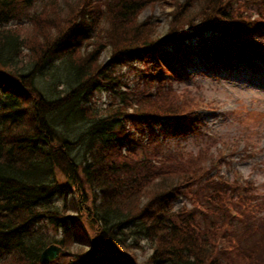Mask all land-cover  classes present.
<instances>
[{
    "label": "trees",
    "instance_id": "1",
    "mask_svg": "<svg viewBox=\"0 0 264 264\" xmlns=\"http://www.w3.org/2000/svg\"><path fill=\"white\" fill-rule=\"evenodd\" d=\"M38 1L0 0V264H40L59 228L51 241L64 252L49 264H264V200L251 181L157 134L167 121L172 135L201 133L200 103L157 59L180 76L176 42L193 40L211 70L236 64L230 41L249 65L264 61V0ZM156 5L170 8L162 31L141 17ZM56 80L66 86L50 96ZM97 91L108 97L100 109ZM142 239L151 251L138 263Z\"/></svg>",
    "mask_w": 264,
    "mask_h": 264
},
{
    "label": "rangeland",
    "instance_id": "2",
    "mask_svg": "<svg viewBox=\"0 0 264 264\" xmlns=\"http://www.w3.org/2000/svg\"><path fill=\"white\" fill-rule=\"evenodd\" d=\"M44 1L39 0L38 2ZM169 11V7L156 5L152 10L145 9L141 17H150L162 31L168 19ZM256 16L257 14L253 12V17ZM194 43L193 40L189 46L186 43L188 46H186V50L191 45H196ZM190 49L189 52L181 49L175 50V55H172L173 59L170 63L179 70L180 76L176 77L171 72L169 77L172 79L169 80L172 88L176 91L185 92L194 98L193 100L200 103L198 109L200 122L197 123V126L201 133L187 130L181 135H172L167 121L157 134L162 141L169 142L173 148L186 154L202 152L206 154V157H216L221 154L226 161H229L232 155L229 166L222 163L218 167L219 174L227 178L237 174L241 180L251 181L250 192L256 193L259 201L264 200V61L251 60L252 64L249 65L250 59L245 49L237 42L230 41L226 48L227 53L236 64L231 66L221 64L217 65L216 69L214 67L211 70L208 65H214V63L198 52L197 49L194 52ZM176 55L182 58L181 62L176 60ZM106 57L107 53L103 52L100 56L101 62ZM55 62L57 63L59 60L56 59ZM55 62L52 60L43 67V71L48 72L49 67H57ZM60 75L64 81L66 75L64 71H61ZM56 83L60 86L55 85L52 88L51 85H48V88L53 90L51 94L49 93L50 96H54L57 94V90L64 89L66 86L60 81ZM95 94V102L100 106V109L108 97L103 91H97ZM86 121L87 119L81 120L78 124L80 128L78 130H83ZM247 144L248 147L244 151H240ZM226 145L236 147L233 154L227 151ZM221 148L224 150L221 151ZM216 172L218 171L215 169L214 173ZM83 186L86 188L84 193L88 196V200L84 202L83 206L90 207L93 190L85 183ZM56 201L61 202L62 199L58 197ZM183 202H185L184 198L178 197L175 201V207H180ZM85 214L82 215L85 217ZM81 220L89 231V235L96 239L92 228L83 219ZM62 229L59 228L58 233L53 229H48L46 240L53 242L51 240L61 236ZM139 244L141 246L134 250L135 261L138 263L142 262L151 251L147 241L142 239ZM79 249L76 246L72 247V250ZM63 252L64 250L61 254Z\"/></svg>",
    "mask_w": 264,
    "mask_h": 264
},
{
    "label": "water",
    "instance_id": "3",
    "mask_svg": "<svg viewBox=\"0 0 264 264\" xmlns=\"http://www.w3.org/2000/svg\"><path fill=\"white\" fill-rule=\"evenodd\" d=\"M95 241V238H93L92 242L97 245V242ZM60 252H62V248L59 245L50 243L40 252V254H38V261L40 264H48L50 261L56 258Z\"/></svg>",
    "mask_w": 264,
    "mask_h": 264
}]
</instances>
